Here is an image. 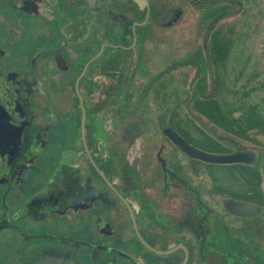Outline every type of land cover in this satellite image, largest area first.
<instances>
[{"label":"flooded vegetation","instance_id":"1","mask_svg":"<svg viewBox=\"0 0 264 264\" xmlns=\"http://www.w3.org/2000/svg\"><path fill=\"white\" fill-rule=\"evenodd\" d=\"M263 21L264 0H0V264H264Z\"/></svg>","mask_w":264,"mask_h":264},{"label":"water","instance_id":"2","mask_svg":"<svg viewBox=\"0 0 264 264\" xmlns=\"http://www.w3.org/2000/svg\"><path fill=\"white\" fill-rule=\"evenodd\" d=\"M140 4H144L147 0H136ZM173 139L177 143V145L184 150L185 152L189 153L193 157L201 158L207 161L212 162H231L236 159V155H217L211 154L199 149L194 148L191 146L185 139L179 136L176 133H173ZM262 187L264 190V178L262 182ZM227 208L234 214L246 216L250 214H255L257 211L256 205L246 203V202H239L235 200H229L226 204Z\"/></svg>","mask_w":264,"mask_h":264},{"label":"rangeland","instance_id":"3","mask_svg":"<svg viewBox=\"0 0 264 264\" xmlns=\"http://www.w3.org/2000/svg\"><path fill=\"white\" fill-rule=\"evenodd\" d=\"M240 37L238 39V44L239 45H244L245 42V31L242 29L240 32ZM251 43V54L253 57H256L259 54H264V21L261 27L258 29H254L251 31V37H250ZM264 65V64H263ZM229 83V88L232 89V83H231V78L229 77L228 79ZM246 104H259L261 105V111L264 115V92H258L257 94H252L249 97L248 101H243V103ZM206 183H209L210 181L206 178L205 180Z\"/></svg>","mask_w":264,"mask_h":264},{"label":"trees","instance_id":"4","mask_svg":"<svg viewBox=\"0 0 264 264\" xmlns=\"http://www.w3.org/2000/svg\"><path fill=\"white\" fill-rule=\"evenodd\" d=\"M250 119H252V118H250ZM256 177H258L259 178V182H260V176H256ZM258 181H254L253 182V185L256 187V186H258V183H259Z\"/></svg>","mask_w":264,"mask_h":264}]
</instances>
